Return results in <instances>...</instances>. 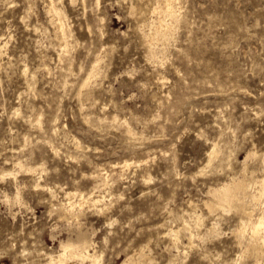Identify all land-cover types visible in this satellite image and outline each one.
Here are the masks:
<instances>
[{
	"label": "rangeland",
	"instance_id": "obj_1",
	"mask_svg": "<svg viewBox=\"0 0 264 264\" xmlns=\"http://www.w3.org/2000/svg\"><path fill=\"white\" fill-rule=\"evenodd\" d=\"M164 6L0 0V264H258L204 202L264 177V0ZM80 226L100 262L62 250Z\"/></svg>",
	"mask_w": 264,
	"mask_h": 264
},
{
	"label": "bare ground",
	"instance_id": "obj_2",
	"mask_svg": "<svg viewBox=\"0 0 264 264\" xmlns=\"http://www.w3.org/2000/svg\"><path fill=\"white\" fill-rule=\"evenodd\" d=\"M163 1L165 3V6H164L165 9L169 13V11H171V9L173 8V4H174L175 0H163ZM166 10H164V11H166ZM172 13H174V12H172ZM170 14H171V12H170ZM60 17H59V20H60ZM63 24L64 23H62V21H61L59 27H61V29L63 30V33L65 34L66 31H65V28L63 27ZM158 28H159V26H158ZM58 29H59L58 33L61 32L60 28H58ZM63 33H62V35H63ZM1 39H0V54L3 52V48L5 46ZM213 149H214V147H213ZM211 155H213V153ZM258 156L261 157L262 169L264 171V153H259L256 150H249L247 152L244 160L242 161L243 171H241V172H247L250 168L249 164H248L249 160L251 158H256ZM249 177L246 175L241 176V175L234 174V175H231L226 180L220 182L219 184L210 186L208 189L209 197L207 199H205L204 203L209 208V210L212 212H216V211H220V210L221 211L236 210V211L242 213V216L240 219L241 223L238 226V228L236 227L237 230L235 229L237 231L236 235H238V238H239V239L238 238L237 239L239 240L240 244L243 246L244 251H246L247 253L248 252L252 253L256 257L258 264H261V262L264 261V209L261 210L260 213L256 215L255 209H258V208H256V207L254 208L253 206H250V204L248 203L249 202L248 199L251 198V200H252V201L250 200L251 203H254V202L256 203L260 199L264 200V177H261V178L258 177L253 181L256 184V190L255 191H251L249 188L250 181L254 179V178L251 179ZM102 182H104V181H102ZM104 184H105V182H104ZM255 184H254V186H255ZM20 194L21 193H19L14 198L19 199V201H20L21 200ZM100 198H97L95 201L93 199V201L95 203L100 202ZM87 199H90V198H87ZM87 199L85 196L84 200L79 204L80 208L77 207L76 204L74 203L75 205H72L73 207L71 208V210L73 209V211H75V212L82 211L83 204L88 201ZM70 203H72V202H70ZM66 204H68V203H66ZM262 205H264V204H262ZM262 205L260 204V207H262ZM258 207H259V205H258ZM224 214H226V213H224ZM69 215H71V213ZM217 217H219V215L216 216V218ZM202 219H204V218H202ZM197 221H199V220H197ZM184 223H186V222H184ZM199 223L201 224V222H199ZM186 227L189 229L188 225H186ZM81 228L82 227L80 226V229ZM172 231L174 233L177 232V230H172ZM78 232H79V234H78V237H76V238L71 236L69 238L67 237V239H65V240H61V248L63 251H65L64 253H66V254L70 253V254H74V255H78V254L84 255L85 258H91V259L93 258L96 263L100 262V255H93V253L91 252V249L95 248V246H96V241H95L92 233L89 231V229H81ZM247 232H249V234H247ZM76 234L77 233H75V235ZM176 245H178V244H176ZM244 254H246V253H244ZM49 257H50V260H49L48 264H74L68 258H66L62 255L52 254ZM148 260H149V258L147 256V254L145 253V251L141 250L137 254L127 255V257H125L120 264H148ZM175 260L176 259H174V257H173L166 264H174Z\"/></svg>",
	"mask_w": 264,
	"mask_h": 264
}]
</instances>
